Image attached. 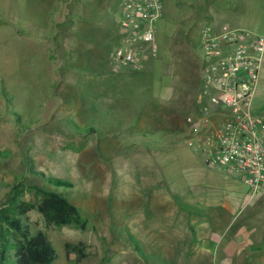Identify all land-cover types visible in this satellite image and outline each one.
<instances>
[{"label": "rangeland", "instance_id": "rangeland-1", "mask_svg": "<svg viewBox=\"0 0 264 264\" xmlns=\"http://www.w3.org/2000/svg\"><path fill=\"white\" fill-rule=\"evenodd\" d=\"M122 1L0 0V208L16 188L18 203H40L34 187L53 189L47 180L54 178L73 185L54 191L87 221L84 230L59 228L37 209L26 214L31 233L44 232L52 242L53 264H186L194 230L158 183L171 181L176 191L179 183L197 184L205 200L242 203L249 194L240 174L214 168L196 154L194 147L211 131L198 138L186 123L207 104L200 98L202 19L195 0H163L159 55L139 69L113 61L123 43ZM225 1L231 9L225 17L253 35L264 34V0ZM260 95L254 111L264 116V83ZM227 115L215 109L216 128ZM258 200L235 221L253 230L264 247V202ZM5 243L0 233L5 263L16 264Z\"/></svg>", "mask_w": 264, "mask_h": 264}, {"label": "built area", "instance_id": "built-area-1", "mask_svg": "<svg viewBox=\"0 0 264 264\" xmlns=\"http://www.w3.org/2000/svg\"><path fill=\"white\" fill-rule=\"evenodd\" d=\"M164 14L163 0L122 1L118 25L123 43L112 56L116 66L139 69L158 57L157 23ZM206 22L200 20L197 28L203 54L200 98L207 104L189 115L186 123L198 138L208 128L214 131L194 149L208 165L240 174L250 200L264 198V116L254 111L264 65V34ZM220 108L228 115L216 128L212 116Z\"/></svg>", "mask_w": 264, "mask_h": 264}, {"label": "crops", "instance_id": "crops-1", "mask_svg": "<svg viewBox=\"0 0 264 264\" xmlns=\"http://www.w3.org/2000/svg\"><path fill=\"white\" fill-rule=\"evenodd\" d=\"M225 0H195V6L200 19L207 21L217 27L221 25H229L236 28H242L238 25L239 22L229 19L222 14L228 11L230 4ZM186 5H192L190 2ZM223 4V5H222ZM234 8V7H233ZM151 58L149 60H154ZM264 83V65L261 72V78L258 90L254 99V110L261 101V90ZM159 90V88H157ZM161 91V90H160ZM166 95L172 94L171 90H164ZM164 94V93H163ZM174 95V94H172ZM220 115L214 117V122H219ZM216 124V123H214ZM213 128L207 131H214ZM158 188L162 189L164 198L178 202L180 210L186 216V222L189 228L194 230L193 236L196 243L191 247V252L186 264H264V247L261 245L259 237L253 230H250L247 225H238L237 215L241 209L249 204L252 200L249 195H244L242 203L235 202L236 200L217 199L205 200L201 190L197 184H191L185 188L179 183L178 191L176 184L171 181H162ZM165 190L168 191L166 196ZM210 201V202H209ZM258 201L264 202V199L259 198ZM257 201V202H258ZM234 225H238L236 228ZM234 231H231L232 227ZM209 228L210 230H206ZM217 229V230H215ZM222 243V244H221Z\"/></svg>", "mask_w": 264, "mask_h": 264}, {"label": "trees", "instance_id": "trees-1", "mask_svg": "<svg viewBox=\"0 0 264 264\" xmlns=\"http://www.w3.org/2000/svg\"><path fill=\"white\" fill-rule=\"evenodd\" d=\"M90 130L83 129L84 132ZM47 182L53 189L34 187L38 195L42 196L40 203H18V188H16L11 199L0 208L1 240L10 242L3 246L12 245L16 264H53L57 258L56 250L48 236L44 232L33 235L25 223L29 211L37 209L48 223L59 228L73 225L84 230L87 227V221L82 217L80 209L54 191V188H72L73 185L54 178H49ZM9 235L12 238L7 239ZM6 260V250L1 249L0 261L6 264Z\"/></svg>", "mask_w": 264, "mask_h": 264}]
</instances>
